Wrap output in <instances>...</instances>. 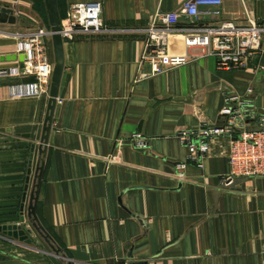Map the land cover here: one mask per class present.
<instances>
[{"label": "crops", "instance_id": "crops-1", "mask_svg": "<svg viewBox=\"0 0 264 264\" xmlns=\"http://www.w3.org/2000/svg\"><path fill=\"white\" fill-rule=\"evenodd\" d=\"M56 1L60 19L70 5L99 2L107 28L63 41L60 104L35 211L66 259L52 254L26 216L48 94L12 99L8 87L32 79H5L0 83V226L21 224L29 177L23 216L40 250L0 236V264H264V177L223 186L221 179L231 172L228 140L211 138L199 168L187 160L177 137L181 130L215 122L226 92L243 97L253 87L256 108H264V36L248 67L232 71L219 70L215 58L198 48H185L182 36H170V50L191 59L145 76L138 69L143 30L154 14L176 10L185 0ZM0 2L16 3L18 20L25 24H0V56L13 55L15 35L40 23L34 10L46 14L44 1ZM216 10L208 15L212 8H200L193 26L230 21L244 28L249 20L264 26V0H223ZM187 26L180 16L177 29ZM15 64L5 61L0 67ZM134 134L147 140L146 150L130 142Z\"/></svg>", "mask_w": 264, "mask_h": 264}, {"label": "built area", "instance_id": "built-area-1", "mask_svg": "<svg viewBox=\"0 0 264 264\" xmlns=\"http://www.w3.org/2000/svg\"><path fill=\"white\" fill-rule=\"evenodd\" d=\"M223 0H185L168 13H156L143 30L144 48L139 59V73L147 76L161 73L169 67L185 65L191 56L173 53L168 44L170 36H182L185 48H198L201 55L212 56L219 70L246 69L260 50L264 26L251 20L244 28L230 21L218 26L197 29L193 21L200 15V8H212L205 12L217 15ZM15 15L19 18L17 4ZM183 16L189 26L178 30L179 17ZM107 31L101 19V4L89 2L70 5L66 15L60 19L63 41L75 34H99ZM50 32L36 24L27 34L15 35V55L22 56L21 63L0 67V83L5 79H25L8 87L12 99L31 98L47 95L53 70ZM50 44V45H49ZM22 64V68L20 67ZM255 89L249 87L243 97L233 93L223 94V107L213 123H200L196 128L178 132L180 143L187 149V160L202 167V159L209 151L208 141L215 137L228 140L227 162L231 168L228 176L221 179L223 186H230L234 179L264 177V108L258 110L253 102ZM60 104V101H56ZM130 142L138 149H147V140L134 134ZM183 169L184 165H179Z\"/></svg>", "mask_w": 264, "mask_h": 264}, {"label": "water", "instance_id": "water-1", "mask_svg": "<svg viewBox=\"0 0 264 264\" xmlns=\"http://www.w3.org/2000/svg\"><path fill=\"white\" fill-rule=\"evenodd\" d=\"M43 1H44V6L46 10L48 25H49L52 55H53V70H52V75L50 79L48 101H47L45 117H44L43 124H42L41 137H40V140L37 146L39 160L37 162L35 173L33 176L31 191H30L29 199H28V205L26 208V216H27V220L31 228L46 243V245L51 250L52 254L58 258H61L62 260H65L66 258L64 254L62 253L61 249L55 244L52 238L47 234V232L44 230V228L39 223L37 216H36V211H35L38 189H39L41 178H42L43 164H44L45 152L47 148V142H48V137H49V133L51 130V124H52L53 115H54V111L56 107V101H57L56 98L58 94V88H59V84H60V80H61V76L63 72V66H64L63 40L61 38V35L59 34L60 17L58 13L57 1L56 0H43ZM15 8L16 7L14 4L0 2V24H3V25L7 24V25H12V26L19 24L20 26H25V24L21 20H18L16 18ZM22 60H23L22 56L19 55L17 57L15 54L0 56V62L18 61L19 63H21ZM20 67L22 68V64H20ZM6 131H9V130H6ZM33 150H34V146L31 147V152H33ZM31 158H32V154L30 155V160ZM30 166H31V161L29 162V169L27 173L28 175L30 173ZM238 181L239 179H234L231 185H233L235 182H238ZM28 182H29V177H27L25 180L24 193L22 195V204L20 206L21 224L0 226V234L3 237H7L8 239H11L14 242L21 243L23 245H30L32 242H34L33 231L32 229L29 228L28 224L24 222V216H23V208H24V203L26 199ZM66 264H72V263L66 260Z\"/></svg>", "mask_w": 264, "mask_h": 264}, {"label": "rangeland", "instance_id": "rangeland-1", "mask_svg": "<svg viewBox=\"0 0 264 264\" xmlns=\"http://www.w3.org/2000/svg\"><path fill=\"white\" fill-rule=\"evenodd\" d=\"M34 11H35L36 15H38V16H37V17H38V20H39V22L41 23V24L39 23L38 25L43 26V27H45L47 30H49V26H48V22H47V17H46L45 11H42L41 14H40L39 12H37V10H36V6H35V10H34ZM33 27H34V26H31V29H32ZM0 236L3 237L1 234H0ZM27 247H28L29 249L33 250V251L40 250L39 246L36 245V244H34L33 242H32L30 245H27ZM42 249H43V246H42Z\"/></svg>", "mask_w": 264, "mask_h": 264}]
</instances>
